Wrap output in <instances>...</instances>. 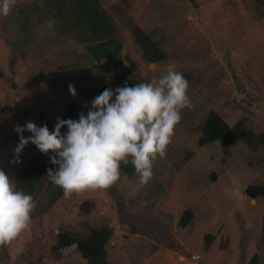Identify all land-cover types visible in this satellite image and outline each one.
<instances>
[{"label":"rangeland","instance_id":"obj_1","mask_svg":"<svg viewBox=\"0 0 264 264\" xmlns=\"http://www.w3.org/2000/svg\"><path fill=\"white\" fill-rule=\"evenodd\" d=\"M98 1L110 14L109 6L124 0ZM127 1L125 20L109 19L115 31L106 37L122 45L121 57L101 61L87 50L92 33L76 18L75 0H18L8 16L0 15V169L13 181L40 152L29 142L17 161L15 126L32 120L54 131L70 105L88 111L103 84L115 89L131 78L150 82L172 65L189 81L194 104L183 110L148 184L120 170L106 189L63 195L0 246V264H87L77 251L53 256L57 233L86 237L103 226L112 230V264H250L254 256L264 264V197L246 194L249 184L264 181V0ZM124 22L139 24L165 58L147 64ZM211 110L231 126L243 122L257 139L201 146ZM185 210L194 217L182 227Z\"/></svg>","mask_w":264,"mask_h":264},{"label":"clouds","instance_id":"obj_2","mask_svg":"<svg viewBox=\"0 0 264 264\" xmlns=\"http://www.w3.org/2000/svg\"><path fill=\"white\" fill-rule=\"evenodd\" d=\"M18 0H0V15L8 16ZM52 27L55 20L49 19ZM189 81L169 65L150 82H127L115 89L105 88L90 102L78 119L57 118L54 131L32 120L16 125L17 161L29 142L44 154L51 153L47 175L63 190L66 199L85 190L106 189L121 176V165L131 163L146 185L153 178L154 162L165 158L175 127L185 109L194 107L188 94ZM69 91L77 95L74 84ZM67 128L66 132L61 129ZM32 135L25 137L24 133ZM33 196L17 188L0 169V246H8L28 227L36 207Z\"/></svg>","mask_w":264,"mask_h":264},{"label":"trees","instance_id":"obj_3","mask_svg":"<svg viewBox=\"0 0 264 264\" xmlns=\"http://www.w3.org/2000/svg\"><path fill=\"white\" fill-rule=\"evenodd\" d=\"M121 3H125L124 6ZM121 3H113L109 6L110 14L103 9L100 10L98 0H75L74 9L76 18L84 22L92 33L91 37L85 40L90 41L87 50L91 56L101 61L103 58L117 59L121 57V44L115 38H107L108 34L115 31V27L109 19H113L116 15L118 19L124 21V17L130 8V2L124 0ZM112 13V14H111ZM115 17V16H114ZM125 23V22H124ZM130 35L135 44L140 49L142 59L147 63L157 62L165 58L160 44L154 40L139 24H127ZM139 77L130 79L129 86L141 83ZM108 88L107 84H103L100 88L102 92ZM87 108L77 104L69 106L68 115L65 119H78L79 114H86ZM256 136L244 127L243 122H238L231 126L224 118L215 110H211L203 125L202 135L199 137V144L204 146L212 141H221L224 147H229L239 140L253 143ZM51 154L42 152L36 153L31 157L24 169L16 176L14 182L18 189L29 193L33 196L36 207L31 213V219L39 218L47 213L55 203L63 196V190L59 186L51 182L47 175L49 168L55 169L57 166L50 162ZM125 175L132 178L136 175L135 169L131 163L121 165L120 169ZM246 194L250 198L264 197V181L261 183H251L246 188ZM83 203L84 211L88 207ZM193 212L185 210L179 220L178 225L184 227L193 220ZM112 236V230L108 226L94 228L86 237H78L71 232L61 230L57 233L56 243L52 246L51 251L56 259H61L73 251L79 252L86 260L87 264H112L108 258L107 244ZM209 237V236H208ZM6 246H3V249ZM250 264H257V256H254Z\"/></svg>","mask_w":264,"mask_h":264}]
</instances>
